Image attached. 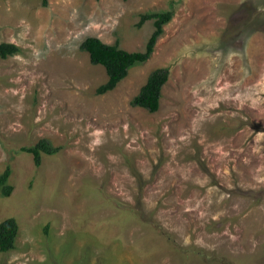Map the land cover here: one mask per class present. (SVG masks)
<instances>
[{
    "label": "rangeland",
    "instance_id": "obj_1",
    "mask_svg": "<svg viewBox=\"0 0 264 264\" xmlns=\"http://www.w3.org/2000/svg\"><path fill=\"white\" fill-rule=\"evenodd\" d=\"M155 51L115 89L81 43ZM0 264H264V0H0ZM170 75L155 112L133 106ZM61 149L37 166L21 150Z\"/></svg>",
    "mask_w": 264,
    "mask_h": 264
},
{
    "label": "trees",
    "instance_id": "obj_2",
    "mask_svg": "<svg viewBox=\"0 0 264 264\" xmlns=\"http://www.w3.org/2000/svg\"><path fill=\"white\" fill-rule=\"evenodd\" d=\"M48 0H43L44 4ZM173 11L145 12L140 15L137 27H142L147 21L153 20L152 31L146 47L143 51H129L120 47L119 42L109 44L97 36H89L82 43L81 48L87 51L93 64L106 68L108 79L97 88L98 94L109 92L116 88L124 79L129 70L138 64L146 62L154 53L158 39L164 32V25L172 19ZM20 52V47L15 43L1 42L0 56L7 58ZM170 75L168 67L155 69L141 87L139 93L132 99L131 104L155 112L160 108L162 90ZM61 148L54 146L47 139H41L32 145L22 146L21 150L31 153L35 164L40 166L43 154H56ZM12 170L10 165L0 174V187L3 195L9 196L13 191V185L9 183ZM19 223L14 217L0 221V251L8 252L15 248V242L19 234Z\"/></svg>",
    "mask_w": 264,
    "mask_h": 264
}]
</instances>
